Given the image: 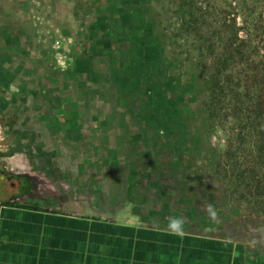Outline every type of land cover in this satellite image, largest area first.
Here are the masks:
<instances>
[{
	"label": "rangeland",
	"instance_id": "rangeland-1",
	"mask_svg": "<svg viewBox=\"0 0 264 264\" xmlns=\"http://www.w3.org/2000/svg\"><path fill=\"white\" fill-rule=\"evenodd\" d=\"M0 28L9 172L53 205L180 219V232L236 241L264 264V210L230 176L252 164L238 106L215 100L209 77L230 39L245 42L250 73L264 0H0Z\"/></svg>",
	"mask_w": 264,
	"mask_h": 264
},
{
	"label": "crops",
	"instance_id": "crops-1",
	"mask_svg": "<svg viewBox=\"0 0 264 264\" xmlns=\"http://www.w3.org/2000/svg\"><path fill=\"white\" fill-rule=\"evenodd\" d=\"M3 33L0 28V43L8 34ZM0 51L2 60L6 51L1 46ZM2 94L7 108L9 95ZM33 186L28 174L9 172L0 163V264L259 262L236 241L173 231L71 200L56 199L53 205Z\"/></svg>",
	"mask_w": 264,
	"mask_h": 264
},
{
	"label": "trees",
	"instance_id": "trees-1",
	"mask_svg": "<svg viewBox=\"0 0 264 264\" xmlns=\"http://www.w3.org/2000/svg\"><path fill=\"white\" fill-rule=\"evenodd\" d=\"M211 47V46H210ZM206 45L207 50L210 48ZM246 49L245 42L242 39L226 40L220 45L214 62V73L209 77L212 79V86L216 88L211 96L218 100L220 97L223 102L224 97L230 100L229 110L238 114L240 127L237 130V141L247 145L248 155H250V165H237L232 178H235L238 188L249 191L254 199L253 202L260 204L264 210V48L257 49L262 53L257 54L256 64H253L250 73H245V67L242 65L249 61V64L255 62L250 60L249 52ZM212 50V49H211ZM213 51H211L212 53ZM2 52L0 51V54ZM251 63V64H252ZM262 65V73H257V64ZM227 64L228 70L225 69ZM230 65V66H229ZM251 66V65H250ZM235 69L230 70L229 68ZM256 68V70H253ZM251 78H260L253 85L250 80V86H245L247 80ZM243 87L237 88L239 85ZM229 94V96H228ZM4 95L0 92V110H4ZM231 178V177H230ZM240 179V182L237 181Z\"/></svg>",
	"mask_w": 264,
	"mask_h": 264
},
{
	"label": "clouds",
	"instance_id": "clouds-1",
	"mask_svg": "<svg viewBox=\"0 0 264 264\" xmlns=\"http://www.w3.org/2000/svg\"><path fill=\"white\" fill-rule=\"evenodd\" d=\"M208 214L211 216V217H215L216 216V212L215 210L211 207V206H208V208L206 209ZM182 225V220L180 219H176V218H172L170 220V223H169V227L173 230V231H179L180 230V227Z\"/></svg>",
	"mask_w": 264,
	"mask_h": 264
}]
</instances>
